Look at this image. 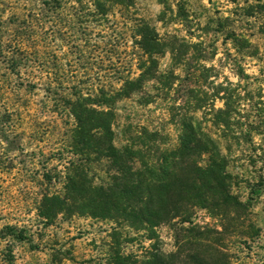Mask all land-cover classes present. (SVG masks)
Segmentation results:
<instances>
[{
  "label": "rangeland",
  "instance_id": "obj_1",
  "mask_svg": "<svg viewBox=\"0 0 264 264\" xmlns=\"http://www.w3.org/2000/svg\"><path fill=\"white\" fill-rule=\"evenodd\" d=\"M233 12L225 0H0V264H112L117 253L144 264L152 245L173 264H264V21ZM141 23L168 47L154 79L115 103L116 145L131 127L172 148L191 122L217 142L243 206L226 217L193 208L190 223L160 226L152 241L119 220L62 213L47 223L41 199L64 194L79 159L68 101L115 92L149 66ZM88 175L111 184L104 160L91 157Z\"/></svg>",
  "mask_w": 264,
  "mask_h": 264
},
{
  "label": "trees",
  "instance_id": "obj_2",
  "mask_svg": "<svg viewBox=\"0 0 264 264\" xmlns=\"http://www.w3.org/2000/svg\"><path fill=\"white\" fill-rule=\"evenodd\" d=\"M155 1L164 4V0ZM225 1L234 6L233 13H238V17H260L264 21V0ZM99 7L104 9L103 4L99 3ZM137 33V45L149 61V66L137 78L124 80L115 92L93 98L77 96L68 101V110L75 122L70 148L79 159L69 163L64 194L45 195L41 199L38 212L47 223L62 213L119 220L134 231L144 232L147 240L152 241L157 239L156 229L160 226L190 223L193 208L226 217L229 209L243 206L229 192L226 160L217 142L191 122L181 121L177 144L172 148L162 147L164 142L157 131L147 128L133 131L131 127H128L126 142L116 145L115 103L129 98L146 81L154 79V57L163 54L168 47L147 23H141ZM174 51L169 48L170 53ZM100 106L105 109H98ZM225 107L228 108L227 103ZM219 113L223 114L224 110ZM217 116L220 120V115ZM91 157L108 164L112 172L109 186L93 184L88 175ZM203 157H206L205 164H201ZM179 231L188 232L189 228L180 227ZM175 260L174 254H165L152 245L144 264H173ZM193 263L215 264L208 256H194ZM112 264L133 262L129 256L117 253Z\"/></svg>",
  "mask_w": 264,
  "mask_h": 264
}]
</instances>
